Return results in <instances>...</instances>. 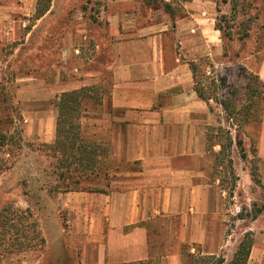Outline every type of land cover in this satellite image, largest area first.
<instances>
[{
  "label": "crops",
  "instance_id": "1",
  "mask_svg": "<svg viewBox=\"0 0 264 264\" xmlns=\"http://www.w3.org/2000/svg\"><path fill=\"white\" fill-rule=\"evenodd\" d=\"M150 1L107 0L99 9L107 15V41H97V54L108 55L112 85L81 125L86 139L108 146L110 178L105 194L77 193L87 196L79 198L68 236L76 264H133L159 255L160 264H189L188 252L217 256L222 249L225 195L206 171L215 115L212 102L198 96L190 64L224 68L217 29L223 0H163L166 7L154 13ZM255 71L264 82V62ZM98 83L62 82L59 94ZM56 127L57 115L50 142Z\"/></svg>",
  "mask_w": 264,
  "mask_h": 264
},
{
  "label": "rangeland",
  "instance_id": "2",
  "mask_svg": "<svg viewBox=\"0 0 264 264\" xmlns=\"http://www.w3.org/2000/svg\"><path fill=\"white\" fill-rule=\"evenodd\" d=\"M224 1H220L218 13L219 25L224 29V68L219 69L222 72L215 68L214 73L210 67L205 69L216 84L224 76L227 84L220 88L218 97L210 81L204 84L217 99L211 101L213 127L221 126L234 139L240 131L246 158L234 146L227 161L217 162L206 143L209 182L224 193L227 207L222 249L217 256L229 263L249 233L254 246L248 264H264V148L260 147L264 136V82L255 71L264 62V0H245L251 4L247 15L239 9L234 21L229 19L231 0H226L227 4ZM243 1L238 0V4L243 5ZM106 4L107 0H53L48 16L35 21L36 0H0V127L20 132L23 138V148L12 168L0 178V213L9 206L30 212L46 239L43 252L12 254L3 264H76L79 260L78 250L67 249L68 236L76 227L79 198L87 195L59 190L69 182V175L62 177L63 171L55 168L57 161L46 146L55 142H50L49 135L58 113L62 82L83 86L94 79L99 81L94 86L86 85L91 89L87 94L89 112H94L99 100L110 93L112 79L105 70L108 55L103 49L97 54L96 48L99 42L107 41V15L99 11ZM148 5L153 13L166 7L163 0H151ZM225 16L227 22L222 20ZM250 19L253 22L247 30L242 24ZM247 74L258 76L263 83L261 87L254 81L259 92L250 100ZM231 101L237 110L250 102L253 105L249 122L242 129L236 125L240 116L236 121L229 120L221 106V102ZM218 109L222 114L216 112ZM9 116L14 119L11 125L6 121ZM228 160L238 176L235 188ZM94 184L84 186L92 188ZM88 194L93 197L94 193Z\"/></svg>",
  "mask_w": 264,
  "mask_h": 264
},
{
  "label": "trees",
  "instance_id": "3",
  "mask_svg": "<svg viewBox=\"0 0 264 264\" xmlns=\"http://www.w3.org/2000/svg\"><path fill=\"white\" fill-rule=\"evenodd\" d=\"M228 3V1H224ZM243 5L238 4V0H231V16L229 19L235 20L236 15L239 12H243V15H247L248 9L251 4L243 1ZM53 0H36V9L34 20L39 21L44 18L52 8ZM259 19L258 16L256 20ZM222 20L227 22V17H223ZM253 22L247 20L242 24L245 29H249V24ZM217 29L224 34V29L219 25ZM226 31V30H225ZM248 37V34H246ZM242 39V38H241ZM226 57V54L225 56ZM206 66V67H204ZM191 70L194 75L195 88L198 96L201 100L207 102L216 101L215 95L218 97L220 88L226 87L227 77L217 80L207 76L206 69L210 67L212 73H214L215 66L207 60H201L197 63L190 64ZM249 81L247 89L251 93L248 97L250 100L252 95L258 93L257 87L254 86V81L263 87V83L258 76L247 74ZM210 81V87L216 92L215 95L209 93V89L204 82ZM90 88L84 87L80 90L64 93L60 96L58 102L57 113V127H56V139L51 145H47L46 148L50 151L51 156L57 161L55 168L63 171L62 177L65 173L69 175L68 183L65 187L59 189L61 192H87V193H107L105 186H109L110 178V163H109V149L105 144H98L95 142H89L82 131L81 118L84 112L89 109L90 98L87 94ZM87 97V98H86ZM233 102L224 104L221 102V106L227 114L229 120L239 119V124H236L238 128H243L247 124V118L252 115V103L243 107L241 110H237ZM246 120V122H245ZM6 121L8 125L13 124L14 119L9 116ZM207 142L209 143V151H214L216 146L220 147L218 153H214L216 161L222 160L225 162L229 159V153L234 146H237L242 154V158H246L244 151V141L238 132L236 139L232 138L231 133L226 132L224 128L210 127L207 134ZM23 148V138L20 132H12L9 129L0 127V178L3 174L9 171L14 164L15 158L19 155ZM212 148V150H210ZM230 174L233 175V188L236 187L238 182V176L232 166L231 160H228ZM256 173V170L254 171ZM105 181V184L101 182ZM88 182H94L92 188L85 187ZM102 184V186H101ZM84 186V187H81ZM96 187V188H93ZM254 246V240L251 234H246L243 240L240 242L239 247L229 263L223 257L218 256H204L201 252L196 254L187 253L190 264H248L252 249ZM46 247V239L42 234V230L38 224L36 218L28 211H21L12 207H6L0 213V264L4 263V259L7 256L18 253L26 252H43ZM150 259L149 261L133 263V264H160L159 258Z\"/></svg>",
  "mask_w": 264,
  "mask_h": 264
}]
</instances>
